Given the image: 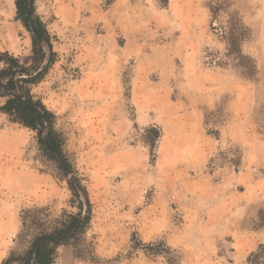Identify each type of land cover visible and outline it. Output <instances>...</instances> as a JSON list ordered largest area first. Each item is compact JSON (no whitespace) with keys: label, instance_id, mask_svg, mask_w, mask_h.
Masks as SVG:
<instances>
[{"label":"rangeland","instance_id":"rangeland-1","mask_svg":"<svg viewBox=\"0 0 264 264\" xmlns=\"http://www.w3.org/2000/svg\"><path fill=\"white\" fill-rule=\"evenodd\" d=\"M14 1L0 0V53L27 61L32 38L17 20ZM225 1L251 30L243 49L257 62L255 79L243 77L233 63L208 66L211 53L226 62V45L211 30L209 10L221 0H37L56 57L33 91L57 115L68 138L66 150L87 179L93 204L89 230L79 245L58 250L57 264H251L249 257L258 249L248 255L249 249L264 241L259 233L264 209L248 230L238 231L239 225L221 224V207L211 208L195 184L187 190L180 176L166 174L159 161L164 112L155 103L137 109L132 75L141 59L123 57L141 45L148 54L142 60L152 71L144 84L153 91L166 87L173 98L185 87L217 83L226 88L218 106L206 111L210 135L219 137L238 117L230 108L234 98L240 109L251 106L252 121H260L264 133V0ZM228 20L221 10L218 25L227 26ZM128 30L139 39L125 52ZM197 69L219 76L193 81ZM138 115L150 123H138ZM152 126L162 132L155 143L147 132ZM244 157L245 148L233 143L208 161L206 172L231 168L239 174ZM257 172L264 174V168ZM71 198L67 183L42 157L36 133L0 113V264L11 251L25 249L19 242L23 212L41 209L54 222L65 211H77ZM151 244L161 252L145 248Z\"/></svg>","mask_w":264,"mask_h":264},{"label":"trees","instance_id":"trees-1","mask_svg":"<svg viewBox=\"0 0 264 264\" xmlns=\"http://www.w3.org/2000/svg\"><path fill=\"white\" fill-rule=\"evenodd\" d=\"M14 2L17 20L31 35L33 50L27 61L8 52L0 53V113L36 133L42 157L55 167L58 175L67 183L72 195L71 206L77 211H65L54 222L47 221L41 209L23 212L19 242L25 245V249L11 251L2 264H57L61 247L77 246L83 240L93 218V204L87 179L66 150L68 138L58 126L57 115L33 91L55 62L53 37L38 14L37 0ZM209 10L211 30L226 45V62L217 53H211L206 57L208 66L227 67L233 63L243 77L255 79L257 62L243 49L244 43L251 38L250 28L238 13L229 12L225 0H221L216 7L209 6ZM221 10L229 16L227 26L217 23ZM147 132L154 134V143L162 135L161 129L155 126L148 128ZM156 246L151 244L145 248L152 253H160L161 249L157 250ZM249 262L264 264V244L250 255Z\"/></svg>","mask_w":264,"mask_h":264},{"label":"crops","instance_id":"crops-1","mask_svg":"<svg viewBox=\"0 0 264 264\" xmlns=\"http://www.w3.org/2000/svg\"><path fill=\"white\" fill-rule=\"evenodd\" d=\"M123 35L127 39L124 44L125 52H127L131 49V44L136 43L139 38L137 34L129 30L124 31ZM136 48L131 49L129 56L123 57L141 59L139 62L135 61L132 75L133 99L134 95L139 97L136 102L137 109L146 111L151 108L152 103H155L157 107H160L158 109L164 112L163 147L159 155L164 171L171 177L180 176V182L187 190L195 184L196 194L208 199L211 208L220 206L223 215H221V224L239 225L238 231H244L255 214L260 209H264V174L259 175L257 172V169L264 168V133L260 130V121L253 122L255 115L251 106L246 109L243 105L240 109L237 105L238 99L234 98L230 108L238 117L231 118L233 120L221 130L219 137L210 135L205 129L206 111L218 106L227 89L219 87L217 83L216 86L212 83L211 87L205 84L204 88L185 87L175 98L166 87L153 91L150 89L151 85L144 84L152 72L142 60L148 54H143L144 49H141V45L137 44ZM168 61L170 62V58ZM158 68L160 66L155 70ZM196 72L191 77L193 81L200 77H209V75L214 80L216 76H219L215 70L205 72L197 69ZM165 78H170L171 81V77L165 75ZM247 102L249 103L250 100ZM241 113L244 115L242 116ZM137 122L150 123L141 115H138ZM233 143L245 148L243 171L237 174L231 168H226L221 173L206 172L208 161L217 152L227 150ZM193 172L197 176L190 179L188 176ZM259 233L264 234V228ZM262 244L264 241L253 245L248 255Z\"/></svg>","mask_w":264,"mask_h":264},{"label":"bare ground","instance_id":"bare-ground-1","mask_svg":"<svg viewBox=\"0 0 264 264\" xmlns=\"http://www.w3.org/2000/svg\"><path fill=\"white\" fill-rule=\"evenodd\" d=\"M5 23H7V22H5ZM1 25V24H0ZM14 28V27H13ZM3 32V31H2ZM13 32V31H12ZM1 40V39H0Z\"/></svg>","mask_w":264,"mask_h":264}]
</instances>
